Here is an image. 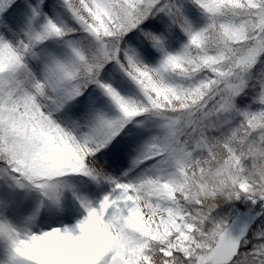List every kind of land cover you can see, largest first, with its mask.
<instances>
[{
    "label": "snow or ice",
    "instance_id": "snow-or-ice-1",
    "mask_svg": "<svg viewBox=\"0 0 264 264\" xmlns=\"http://www.w3.org/2000/svg\"><path fill=\"white\" fill-rule=\"evenodd\" d=\"M0 264H264V0H0Z\"/></svg>",
    "mask_w": 264,
    "mask_h": 264
}]
</instances>
